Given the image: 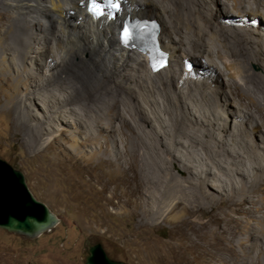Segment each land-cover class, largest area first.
<instances>
[{"label": "bare ground", "instance_id": "bare-ground-1", "mask_svg": "<svg viewBox=\"0 0 264 264\" xmlns=\"http://www.w3.org/2000/svg\"><path fill=\"white\" fill-rule=\"evenodd\" d=\"M87 2L0 0V90L25 126V144L52 150L46 124L58 106L56 120L83 127V137L68 136L70 156L90 167L99 159L119 179L111 190L124 198L118 209L138 210L142 225L172 226L167 246L157 247L172 264H264V141L263 149L254 142L257 131L264 139V0H120L113 19L91 17ZM126 15H162L167 67L150 75L140 50L122 47ZM232 106L240 119L227 125ZM7 178L0 186L14 187Z\"/></svg>", "mask_w": 264, "mask_h": 264}, {"label": "rangeland", "instance_id": "rangeland-1", "mask_svg": "<svg viewBox=\"0 0 264 264\" xmlns=\"http://www.w3.org/2000/svg\"><path fill=\"white\" fill-rule=\"evenodd\" d=\"M221 2L222 0H220L219 7L222 6ZM229 4L230 2L227 1L224 5ZM210 5L209 3V7ZM2 9L0 5V10ZM158 18L161 27L164 28V18H162V15H159ZM41 19L42 26L45 28L46 20L45 18ZM221 26L222 24L219 25V27ZM116 37L118 38V35ZM160 38L164 43L163 33H161ZM122 47L129 49L126 46ZM207 53L203 52L204 55H207ZM51 58L43 60L44 63L46 64L45 61H51ZM32 60L37 61V58H32ZM38 61L40 62V60ZM201 61L206 62L204 56L201 57ZM144 63L148 68L146 61ZM179 64L181 65L180 60ZM172 65L174 66V63ZM193 67L195 69L193 75L196 76L198 70L196 72L195 61H193ZM251 67L260 70V67L256 64H251ZM38 70L44 72L47 68L41 66ZM148 73L153 75L157 72L148 71ZM4 74L12 75L7 71H4ZM63 80L61 78L57 82L60 88L65 86L66 81ZM216 80L219 81L217 78ZM215 81L210 82L211 86H209L211 88L216 85ZM4 88L7 87L4 86ZM211 97L214 98V96ZM239 99L238 97L237 103L242 102L243 106L247 103L246 99L241 101ZM4 101V95L0 90V158L23 172L30 192L57 215L59 222L33 239L0 228V264H84L88 248L95 243H100L103 246L109 258L120 260L126 264L173 263L175 259L173 254L157 250L158 245L167 246L172 226L166 222L142 225L140 224L138 210L134 211L126 206L124 209H127V211H123L124 209L120 211L117 206L121 203L120 198L121 201L124 198L119 194H113L111 191L116 183H119V179L115 174L108 173V165L104 163V165L98 166L99 159H94L91 162L94 165L93 167L84 166L80 162H76V157L70 156L71 154L74 155V151L69 146L71 142L68 136L77 134L79 137H83L82 125L73 124L72 122L62 123L60 120H56L58 119L59 113L57 110L59 107L51 106L53 119L46 126L51 136L56 135L51 144L52 150L43 148L31 152L34 148L30 144L26 145L24 141V124L14 114L12 106H4ZM222 102V106H227L223 100ZM37 108L34 107L33 113L42 116L40 109ZM121 108L115 106L117 110H121ZM231 110H233L232 114L225 113L229 119H226L227 121L222 120L227 125L240 119L237 117L240 112L238 113L235 106L228 107L225 111ZM65 118L72 117L67 114ZM124 118L130 119V116ZM121 125H123L121 121L117 120L115 127L118 128ZM58 126L63 129V132L57 134L54 127ZM106 129L102 128V133L107 134ZM124 132H128V129L125 128ZM257 133V135H254L255 145L259 149H263L259 146L263 144V134L259 131ZM114 136H112L113 139H119L123 134H115ZM111 147L116 149L115 146ZM85 167L90 169L91 172H88ZM178 173L184 175L183 170L178 169ZM102 183H106L108 186L106 191L103 192L99 188ZM117 191L120 192V187L117 188ZM118 201L119 203H117ZM177 211L178 209L173 210L174 213ZM244 237L246 238L245 235ZM252 240H255V236ZM249 256H252V254L249 253Z\"/></svg>", "mask_w": 264, "mask_h": 264}, {"label": "water", "instance_id": "water-1", "mask_svg": "<svg viewBox=\"0 0 264 264\" xmlns=\"http://www.w3.org/2000/svg\"><path fill=\"white\" fill-rule=\"evenodd\" d=\"M9 177L14 181V187L10 186L5 189L0 186V200L2 197L5 198L3 201L5 203L0 202V228L33 239L59 222L56 214L30 192L23 172L0 158V181L4 178L9 179ZM12 191L16 193V196L19 195L20 197L16 198L10 195L13 193ZM84 264L126 263L109 258L103 246L100 243H95L88 248Z\"/></svg>", "mask_w": 264, "mask_h": 264}, {"label": "snow or ice", "instance_id": "snow-or-ice-1", "mask_svg": "<svg viewBox=\"0 0 264 264\" xmlns=\"http://www.w3.org/2000/svg\"><path fill=\"white\" fill-rule=\"evenodd\" d=\"M93 4L95 5V0H93ZM109 4L113 7V8H119V0H116L115 3H113V0H109ZM95 7L93 8V11H95ZM129 35L128 29L125 28V36L127 37ZM163 66V65H161Z\"/></svg>", "mask_w": 264, "mask_h": 264}, {"label": "clouds", "instance_id": "clouds-1", "mask_svg": "<svg viewBox=\"0 0 264 264\" xmlns=\"http://www.w3.org/2000/svg\"><path fill=\"white\" fill-rule=\"evenodd\" d=\"M160 23V22H159ZM160 25H161V23H160Z\"/></svg>", "mask_w": 264, "mask_h": 264}]
</instances>
